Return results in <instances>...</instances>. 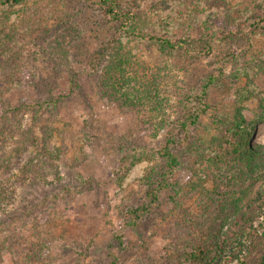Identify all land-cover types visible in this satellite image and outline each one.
<instances>
[{
  "label": "rangeland",
  "instance_id": "obj_1",
  "mask_svg": "<svg viewBox=\"0 0 264 264\" xmlns=\"http://www.w3.org/2000/svg\"><path fill=\"white\" fill-rule=\"evenodd\" d=\"M262 7L264 0H138L133 8L136 21L129 26L132 33L120 36L132 69L155 79L158 97L167 107L165 118H183L181 109L199 106L205 94L206 112L196 126L189 124L186 129L210 150L222 151L241 135L249 147L260 145L264 151V28L250 33V40L239 37L233 57L225 54L228 46L218 37L219 30L246 21L248 15L241 17V12L260 13ZM22 9L42 12L49 22L38 19L31 37L18 31L22 44L18 57L24 70L35 67L47 74L50 68L71 67L79 72V89L67 94L69 83L63 73L53 91L67 94L58 110L42 114L35 124L30 122L31 111L22 113L23 127H32L41 142L42 127L50 125L47 148L56 156L57 173L37 184L26 177L22 186H16L17 199L8 208L14 214L31 212L26 223L9 220L8 230L0 232L21 242L11 247L0 244V264H185L181 255L186 245L207 243L208 236L212 238L209 226L220 222L225 230L233 213L241 210L252 219L253 228L262 231L264 208L254 207L253 202L264 193V177L250 183L244 171L230 188L217 185L209 177L213 175L207 160L201 164L200 178L206 180L202 186L199 177L179 168L171 176V186L160 189L151 206L139 209L135 217L131 209L150 201L146 194L156 181L140 182L151 165L148 159L122 174L124 163L132 155L151 153L165 138H160L162 130L159 138L153 137L150 105L143 114L118 108L97 88L86 52L111 35L108 25L95 7L79 0H23L3 6L0 22L9 16L8 27L17 26ZM149 35L175 41L177 46L160 48ZM206 36L212 49L200 51L196 44ZM29 93L11 91L10 100L31 101L34 94ZM40 141L19 151L22 163L40 149ZM8 144L14 148L13 142ZM214 189L227 194L222 206L212 210L222 212L209 215L202 206L214 208L219 199L209 195ZM19 246L25 250L18 257ZM227 252L211 264H238Z\"/></svg>",
  "mask_w": 264,
  "mask_h": 264
},
{
  "label": "trees",
  "instance_id": "obj_2",
  "mask_svg": "<svg viewBox=\"0 0 264 264\" xmlns=\"http://www.w3.org/2000/svg\"><path fill=\"white\" fill-rule=\"evenodd\" d=\"M22 1L0 0V9L3 6L8 7ZM79 1L87 2L89 6L97 9L104 23L108 25L107 31L111 34L110 36L106 35L104 40H99V44L92 52H86L87 55H90L86 63L92 71L102 97L111 102L114 101L118 108L133 109L142 114L144 113L142 109L150 105L148 110L152 113L153 118L151 124L153 137L159 138L162 130V137L160 138H165L160 145L156 146V149L151 150V153L141 152L139 155H132L130 162L124 163L122 174H126L129 167L136 162L148 159L151 165L140 182L156 181V186L146 194L150 201L142 202L137 208L131 209V213H134L135 217H137L139 209L147 210V207L151 206V202L157 199L160 189L171 186V176L179 168L188 169L192 173L191 175L199 177L201 186L206 181L204 180L205 176L200 178L201 175H204V172L201 171V164L206 160L210 161L209 166L212 168L213 176L207 172L205 175H210L209 177L214 179L217 185L229 186L230 188L233 180L239 175L241 176L244 171H248L250 183L264 177V151L260 149V145L249 147L240 135L238 141L228 142V146L218 152L206 147L199 136L187 134V126L189 124L196 126L199 123L200 115L206 112L208 105L205 102V94H203V100L199 106H193L187 111L184 107L183 110L181 109V113L184 114L183 118L174 120L165 118L168 117L165 113L167 107L162 105L158 97L155 79L140 76L137 71L132 69L130 56L124 51L120 41L121 35L132 33L129 26L130 22L136 21L133 8L137 6L138 0ZM21 11L23 16L17 21L19 29L15 25L11 29L8 27L6 21L9 16H5L0 22V173L2 175L0 177V232L8 230L10 227L8 225L9 220L11 222L22 220L24 224L29 218L31 211L28 209L27 212L21 210V213L14 214L16 211L8 208L11 203L16 201V188L24 184L26 177L37 184L45 180L48 175L57 173L54 160L56 156L47 148V140L52 134L48 130L50 125L42 127L43 141L41 142L34 136L32 127H23L22 113L31 111L30 122L35 124L43 117L42 114L58 110L59 102L67 94L79 89V72L71 67L50 68L47 74L38 73L35 67L24 70L22 65L25 63L18 57V51H22V44L19 39L20 32L18 31L22 30L31 37L32 33L37 30L35 27L40 22L38 19H45V17H42V12L34 9H22ZM239 15L241 17L248 15L242 25L237 23L233 28L227 27L218 32L219 39L228 46L225 54L231 57L235 53L234 46L239 37L242 36L250 40V33L253 34L255 31L264 28L263 7L260 13L251 11L241 12ZM44 21H47L48 25L47 18ZM74 27L71 29H75ZM247 27L248 30H245ZM147 37L154 40L155 44L163 49L177 46L175 41H170L167 38L153 35ZM196 45L200 51L205 50V48L210 51L212 49L210 38L207 36L202 40L200 39ZM62 53L65 54V50ZM27 61L25 60V62ZM63 73H67L69 89L66 95H56L53 93L58 87L56 81L62 77ZM234 76H238V74ZM17 90L24 91V95H29L31 91L34 96L32 95V100L28 102H22L23 99L21 98L20 101L18 99L11 102L10 92ZM237 115L242 119L239 110ZM248 130L253 135V131L250 128ZM232 133L234 132L232 131ZM10 141L15 144L14 148L9 147ZM38 141L41 142L40 149L31 155L29 154L22 163L19 151ZM205 192L208 193V191ZM226 194L227 192H218L216 189L213 192L209 191V195H216L219 199L215 201L214 208L204 204L203 210H207L209 215L214 213L212 210L222 206L221 201ZM212 196L209 197L210 200L213 199ZM253 203L254 207L258 209L264 208V193L258 195ZM254 207H250V210H254ZM23 208L26 209V206ZM241 211L233 213L234 216L225 230H222L223 225L220 222L209 226L207 228L208 235L211 234L212 238L207 235V243L198 241L186 245L181 255L183 262L185 264H211L228 250L229 256L235 258L238 264H264V226L261 232H257L252 226V219L249 216L246 217V211ZM217 212H222V210L218 209L214 214ZM248 212L252 214L250 211ZM19 240V237L12 240L10 236H0L1 247L19 245L21 243ZM19 247L16 250L18 257L25 250L23 247Z\"/></svg>",
  "mask_w": 264,
  "mask_h": 264
}]
</instances>
